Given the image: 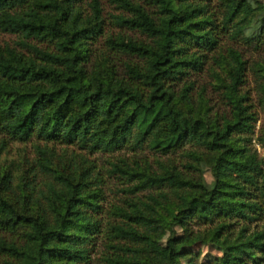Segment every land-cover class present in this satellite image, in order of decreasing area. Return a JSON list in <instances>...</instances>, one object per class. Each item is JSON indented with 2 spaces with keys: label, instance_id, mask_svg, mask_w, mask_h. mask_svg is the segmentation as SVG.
I'll return each instance as SVG.
<instances>
[{
  "label": "trees",
  "instance_id": "1",
  "mask_svg": "<svg viewBox=\"0 0 264 264\" xmlns=\"http://www.w3.org/2000/svg\"><path fill=\"white\" fill-rule=\"evenodd\" d=\"M111 1L122 10L110 20L144 35L108 34V49L127 55L120 67L109 52L93 58L91 40L105 18L100 0L89 2L90 13L81 0H0V30L20 36L19 47L0 41L1 145L37 135L92 152L182 150L198 174L170 157L157 159L159 169L110 161L109 172L130 183L122 203L106 208L103 175L90 159L81 170L59 168L53 148L36 143V164L50 178L27 175L17 191L0 170V264H89L100 235L102 264H171L150 245L154 219L169 230L171 254L206 231L221 240L223 255L190 264H262L264 156L252 143L258 113L244 89L249 60L222 35L264 48V1L217 0L216 9L213 0H148L153 10ZM211 59L228 107L222 112L192 96L190 74ZM251 69L264 108V60ZM257 139L264 146V124Z\"/></svg>",
  "mask_w": 264,
  "mask_h": 264
},
{
  "label": "rangeland",
  "instance_id": "2",
  "mask_svg": "<svg viewBox=\"0 0 264 264\" xmlns=\"http://www.w3.org/2000/svg\"><path fill=\"white\" fill-rule=\"evenodd\" d=\"M90 1L91 0H81L84 13L91 12L89 4ZM137 1L146 3V6L153 10V7L149 4L148 0ZM100 2L103 7L102 13L105 18L102 23L103 30L91 40V46L94 52L93 58H102L109 52L111 56L113 55L111 58H113L120 67L122 61L127 58V55L124 53L114 54L108 49L106 43L108 34L112 32H123L140 38H143L144 35L137 30L114 24L110 20V12H120L122 8L118 7L111 0H100ZM217 4V0H213L211 5L218 9ZM19 39L20 36L16 32L0 30V41L4 44L8 43L19 47ZM33 41L39 43L40 45H48L45 41H39L37 39H33ZM222 43H224L225 46L231 44L242 49L245 56L249 60L250 69L248 71V80L244 85V89L249 90L251 96L250 102L253 103L252 108L258 113V120L256 122L252 143L257 148L260 156H264V146L257 139L260 129L264 124V108L259 101L256 82L254 80V72L251 69L254 61L264 60V48H255L253 43H248L243 38H231L230 35L227 33L225 34L224 32L222 35ZM211 63L212 59L204 65L202 70L194 71L190 74V79L195 82V87L192 90V96L196 105H199L200 99H204L208 102V104H210L211 111L218 110V112H222L228 110V107L225 104L226 99H224L222 88L219 87L217 83L216 72H218L219 67L215 65L211 67ZM2 136L3 135L0 134V139ZM36 143H47L51 148H53L54 153L52 157L54 160V166L59 168L75 166L81 170L84 164V157L90 159L93 164H95V170H100L103 175L101 186L103 187L104 192L103 204L106 208H109L115 202L122 203V201L129 194L125 192L123 188L130 183L127 181L126 176H123L120 173L109 172L111 166L110 161H117L122 157H127L132 164H137L138 162L140 166H146L150 169H159L157 159L161 158L165 160L170 157L180 169L185 170L190 174H198L197 170L187 166L188 162L192 160V158L186 155L182 150L170 153V155H161L159 152H156L149 147L135 150L125 146L113 151L98 150L92 152L88 151L86 148H80L77 144L51 140L46 141L39 138L37 135H33L26 140L9 139L5 147L1 145L0 141V170H5L12 176L11 182L17 191L18 185L23 181V179H25V176L27 177V175L30 177L34 176L36 180L51 177L50 175H46L41 172L40 167L36 164ZM204 176L208 181L213 180V174L209 167H205ZM41 185L42 184L40 183L39 186ZM145 192L146 190L140 191L141 194H144ZM150 226L153 231V238L150 242L153 252L157 257L169 259L171 264H190L193 257L201 262L212 256L223 255V251L220 248L221 240L210 231H206L204 233L202 241H198L192 245L183 246L178 252L171 254L167 243L170 233L164 222L160 219H154L151 221ZM102 239L103 235H100L97 245L91 252L92 262L89 264H102L100 257L104 248ZM252 262L254 261L250 260L249 264H252ZM262 264H264V261Z\"/></svg>",
  "mask_w": 264,
  "mask_h": 264
}]
</instances>
